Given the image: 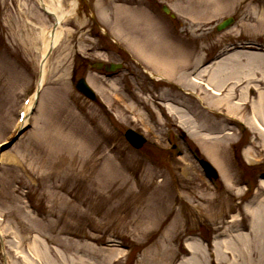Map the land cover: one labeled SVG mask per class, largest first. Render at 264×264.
I'll list each match as a JSON object with an SVG mask.
<instances>
[{"label":"rangeland","instance_id":"374dc122","mask_svg":"<svg viewBox=\"0 0 264 264\" xmlns=\"http://www.w3.org/2000/svg\"><path fill=\"white\" fill-rule=\"evenodd\" d=\"M261 1L78 0L39 91L44 41L36 36L52 32L55 17L39 0H0V264L4 256L9 264H218L202 239L217 236L230 239V261L264 264V232L250 229L246 206L262 195L254 188L264 177V132L252 107L256 83L264 86V30L250 14ZM231 15L235 24L217 30ZM138 17L146 43L158 36L170 53L185 52L184 80L182 69L166 75L128 46L122 33L134 32ZM82 77L97 100L77 90ZM25 98L35 106L18 134ZM129 127L148 137L142 149L127 140ZM196 151L215 165L217 186ZM243 179L253 184L247 193L236 183ZM233 214L246 241L233 235ZM194 237L204 252L187 263Z\"/></svg>","mask_w":264,"mask_h":264},{"label":"bare ground","instance_id":"6f19581e","mask_svg":"<svg viewBox=\"0 0 264 264\" xmlns=\"http://www.w3.org/2000/svg\"><path fill=\"white\" fill-rule=\"evenodd\" d=\"M219 1H221V0H217L218 4L220 3ZM263 1L264 0H262L260 5H259L260 8H258L257 6H253V8L250 12L251 18H253L257 21V23H255L254 26L261 29V30H264V2ZM39 2H41V5L43 7L42 9L46 13L52 14L55 17V22H59L55 25V27H54L55 31L54 32L53 31L50 32V30H49L47 32V35H46V31H44V28H43L42 30H40L38 32V34L36 36L38 38L43 39V41H44V48L42 50V57H43V56H45L47 50L50 49L51 47H53L54 45H56L59 42V40L61 39L62 34H63V31L60 29L61 21L66 19L68 16H72L74 13H76V10L78 7V0H72L69 8H67L65 6V4L63 3V0H52L51 2H48L46 0H39ZM118 7H119L118 10L122 11V12L124 11L123 10L124 8L128 10V8H126L125 6H122V5H118ZM259 9H261L260 14H257ZM254 10H255V12H254ZM256 10H257V12H256ZM38 19L42 20L43 15L38 14ZM138 19H139V17L137 18V24H139V26L137 29H135L134 32L122 33V35H124V38L126 39V41L128 43V46H132V48L135 51L139 52V54L141 55V57H143V59L146 58L147 60H153L151 62L155 61L156 66H157V68H155V69L159 68V70L164 71L166 75H172V76H173V74L176 75V72L178 70L180 71L182 69L183 71H181L179 73V76L184 80V76L187 77V72L184 71V62L189 63V61L187 60V57L185 55V52L176 48V51L174 53H170L172 51V44L168 43V42H163L162 38L158 37V36L155 37L156 42H153L152 45L146 43V38H149V36L147 34L142 33L143 32L142 31L143 19L142 18H141V20H138ZM138 21H139V23H138ZM144 24H146V23H144ZM135 32H137L138 34H136ZM32 41H33L32 43L35 45L36 39H34ZM168 52H169V54H166ZM178 52L180 53L179 59L176 60V65L174 66L173 65L174 60L172 59L171 63H169L170 60H168L166 58H170V57L176 55ZM166 56H169V57H166ZM46 63H47V60L43 59V64L41 67L40 77H39V82H38V87H37L38 88L37 90H39V91H40V88L43 86L44 80L46 77V72H47V68H46L47 64ZM178 64H179V67H177ZM215 76H216V73L213 72L212 76L210 77L211 81L212 80L215 81V79H216ZM159 77L160 78L162 77L161 74L159 75ZM196 81H197V79H196ZM209 83L212 84L211 82H209ZM207 86L211 89L210 85H207ZM256 86L258 87V96L259 97H258V99H253L252 107H253V111H254L255 121L258 124L259 128L264 132V86L261 87L260 82L258 84L256 83ZM216 92L218 93L219 91H216ZM37 94H38V92H37ZM37 94H36V96H37ZM229 98L231 100V97H229ZM223 100H225V98H222L219 102H221ZM237 103H240V102L237 101L235 104H237ZM33 106H35V103H34V99L32 98V101L30 103H28L26 106L27 114H26L25 119H24L25 121L21 125V129L24 126H26V124L28 123V119H29L28 115H29V113L32 112ZM173 107L174 106L170 105L169 109L171 111H173L175 108V107L174 108ZM233 108L235 109V111H238V110L241 111V109H242L241 105H239V106L235 105ZM241 113H242V111H241ZM184 116L186 117L185 113H184ZM231 116H233V115H231ZM185 123H186V121H185ZM186 126H187V124H186ZM23 130L24 129L20 130L18 132V134H20ZM193 131L195 132L194 129H193ZM194 136H195V140L199 138V136L198 135L196 136V134ZM207 138H209L210 140ZM206 139L209 141V143L213 147V149H212V148H209V146H207V150L211 151V152L213 151V153L215 154V155L214 154L213 155L216 157L215 158L216 161H214L215 164L217 166H219V168L226 174V172L228 170H227V167L223 164V161H220L218 159V152H217V148H216V146H217L216 143H214L212 141L211 137H209V136H206ZM3 159H4V155L2 154V156L0 157V161L2 162ZM227 179H228L229 183L232 182V179L230 177ZM262 180H263V186L260 188L261 191H259V192L257 191V193L262 194V195H258L257 197L252 199L250 202L246 203V206H248V208L251 211V215H252V226L250 227V229L254 228L259 233L264 232V177L262 178ZM238 217L239 216L237 214H233V216L230 218V222L231 221L233 222V226L238 221ZM244 229L245 228L243 226H242V228H240L238 226V224L235 225L234 226V232L235 233L233 232V235H235V237L241 238L242 240L246 241V232ZM1 239H2V241H4V236L2 233H1ZM217 239L218 240L214 239L215 245H216L215 249L217 252L215 261H217L218 264H222V262H224L226 264H236L235 259H233L231 261L229 260L230 255H231L230 253L232 252L229 249L232 248V250H233L230 239L228 237L219 238L218 236H217ZM186 244L188 245L187 249L191 252L190 253L191 255L186 259L187 263L189 261H191V263L193 261L195 262L196 261L195 256H194V254H196L195 250H200V252H202L201 254H203V252H204V250L202 249L203 248L202 243L200 241H197V238L194 237V238L186 241ZM218 244H219V246H218ZM218 247H221L219 249V252H218ZM223 252H224L225 257H223ZM222 257L223 258L227 257V259H222ZM203 261L205 262L206 260L203 259ZM210 261H214V260H210Z\"/></svg>","mask_w":264,"mask_h":264},{"label":"water","instance_id":"95a60500","mask_svg":"<svg viewBox=\"0 0 264 264\" xmlns=\"http://www.w3.org/2000/svg\"><path fill=\"white\" fill-rule=\"evenodd\" d=\"M234 21L233 17H229L226 20H224L219 26L218 28L221 29L229 24H231ZM57 24V23H56ZM51 49L49 50L48 53H50ZM115 66H112V68H114ZM76 87L85 95L95 99L96 95L94 93V91L92 90V88L88 85V83L86 82V79L84 77L80 78L77 83H76ZM127 137L129 138V140L134 143L137 146L142 145V143L144 142V138L142 137L141 134L136 133L133 130H128V132L126 133Z\"/></svg>","mask_w":264,"mask_h":264}]
</instances>
